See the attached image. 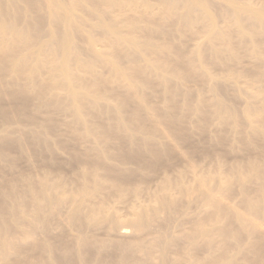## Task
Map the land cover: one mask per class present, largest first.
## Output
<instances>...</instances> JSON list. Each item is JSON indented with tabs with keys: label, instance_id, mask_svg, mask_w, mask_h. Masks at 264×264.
<instances>
[{
	"label": "bare ground",
	"instance_id": "bare-ground-1",
	"mask_svg": "<svg viewBox=\"0 0 264 264\" xmlns=\"http://www.w3.org/2000/svg\"><path fill=\"white\" fill-rule=\"evenodd\" d=\"M0 264H264V0H0Z\"/></svg>",
	"mask_w": 264,
	"mask_h": 264
}]
</instances>
